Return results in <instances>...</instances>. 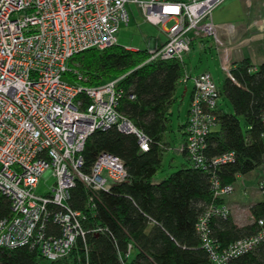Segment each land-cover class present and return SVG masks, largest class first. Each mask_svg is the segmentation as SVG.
Segmentation results:
<instances>
[{
    "label": "built area",
    "instance_id": "obj_1",
    "mask_svg": "<svg viewBox=\"0 0 264 264\" xmlns=\"http://www.w3.org/2000/svg\"><path fill=\"white\" fill-rule=\"evenodd\" d=\"M223 1L0 0V194L10 202L9 216L0 219V247L28 246L47 260H56L70 251L77 238H84V215L69 205L76 182L87 189L92 202L98 191L127 179L121 159L106 152L96 156L88 172L82 170L80 153L94 130L113 127L133 135L140 151L149 148L150 138L115 108L123 75L99 85L84 84L86 77L69 65L71 57L115 45L119 26L129 21L126 4L130 3L146 22L159 27L170 23L161 27L165 41L146 50V62L181 60L194 36L218 41L212 12ZM222 68L228 76L231 64ZM67 73L76 81L62 80ZM190 78L192 96L178 150L192 167L210 174L213 198L222 199L233 187L221 184L211 172L231 162L233 153L204 154L207 136L216 126L218 88L208 72L185 74L182 81ZM81 94L90 101L83 108ZM43 176H52L54 183L50 193L38 195L34 188ZM228 213L225 204L210 205L195 226L212 264H230L264 240L262 228L226 247L214 243L209 218ZM258 224L263 226V221ZM132 249L127 243L123 256L127 258ZM123 256H119L122 263Z\"/></svg>",
    "mask_w": 264,
    "mask_h": 264
},
{
    "label": "trees",
    "instance_id": "obj_2",
    "mask_svg": "<svg viewBox=\"0 0 264 264\" xmlns=\"http://www.w3.org/2000/svg\"><path fill=\"white\" fill-rule=\"evenodd\" d=\"M147 57L145 49L129 50L117 44L71 57L69 65L77 64V71L86 74L84 84L99 85L123 75L115 108L150 138L149 148L140 151L133 135L113 127L94 130L80 153L82 170L88 172L96 156L106 152L121 159L127 179L113 183L108 191H98L92 202L87 189L76 182L69 205L84 215L81 221L85 235L75 240L65 256L47 260L36 248L0 247V264H212L195 228L210 205L223 204L221 198H213L210 174L192 167L186 154L181 153L188 166L154 179L167 147L164 136L168 116L177 85L185 75V63L182 59L146 62ZM66 76L76 81L72 73ZM219 98L227 100L231 111H224L217 101L216 126L207 136L204 154L214 157L233 153L231 162L211 173L221 184L234 187L239 176L250 174L263 163L264 62L256 68L248 59L233 62L218 88ZM78 99L81 108L90 103L84 94ZM185 122L178 126L182 138ZM260 185L264 192V184ZM249 213L252 222L242 226L235 225L230 211L227 216L211 214L208 231L213 242L226 247L264 228V200L252 204ZM9 214L10 202L0 194V219ZM95 227L100 231H91ZM130 242L132 255L125 258ZM230 264H264V240Z\"/></svg>",
    "mask_w": 264,
    "mask_h": 264
},
{
    "label": "rangeland",
    "instance_id": "obj_3",
    "mask_svg": "<svg viewBox=\"0 0 264 264\" xmlns=\"http://www.w3.org/2000/svg\"><path fill=\"white\" fill-rule=\"evenodd\" d=\"M126 8L129 13V21L127 24L120 25L115 34L116 44L118 46L124 48L146 50L150 44V41L152 40H156L157 43L165 41V34L161 31V27L163 26L159 27L146 22L143 19L140 11L134 4H126ZM169 25L170 23L168 22L164 25L163 28H167L169 27ZM203 42L207 45L205 50L200 49V42L194 40L191 51L188 53L186 52L183 55L186 72L192 77L194 76V74L200 71L208 70L216 87L220 88L225 74L220 69L218 60L215 59L214 52L210 46L209 38L204 39ZM70 67L72 69L75 68L76 70H79L77 64H70ZM81 74L86 77L85 73L81 72ZM62 80L69 82L66 75L62 76ZM102 83L103 82H101V84ZM184 86L186 87V90L183 94ZM191 89V78L188 79L185 84H183V82H179L177 85L175 92V101L170 108L167 130L164 136L167 147L164 151H162V161L159 170L154 176L155 180H160L170 173L184 166H188V162L184 159L181 152L178 150L179 144L183 142L181 129H179L178 126L182 125L187 119L188 102ZM218 105L226 112L231 111L229 103L224 98L218 99ZM241 125L244 126L242 121ZM241 181V178L238 179L233 192L231 194L223 196V198L226 200L228 199V197L235 200L241 199V201L249 200V194L247 192L244 193V188ZM53 183L54 178L52 176H43L39 179L37 186L34 188V192L38 195H46L48 192H50V188ZM251 184L252 182H250V184H245V187H251ZM252 187H255L254 184H252Z\"/></svg>",
    "mask_w": 264,
    "mask_h": 264
},
{
    "label": "crops",
    "instance_id": "obj_4",
    "mask_svg": "<svg viewBox=\"0 0 264 264\" xmlns=\"http://www.w3.org/2000/svg\"><path fill=\"white\" fill-rule=\"evenodd\" d=\"M212 22L217 27L218 41L212 37L198 35L193 37L191 47L193 41L196 40L200 42L199 48L205 50L207 45L203 40L209 38L215 59L218 60L219 67L223 72V66L242 59H248L253 68L264 62V0H224L213 10ZM163 42L157 43L156 40H152L148 48H154ZM191 47L188 52L191 51ZM184 71L187 76L191 77L186 72L185 67ZM202 72L210 73L208 70H203L194 76ZM179 82L183 81L180 80ZM185 83L183 82V84ZM185 90L186 87L184 86L183 94ZM240 178L244 193L249 194V200L241 201V199L235 200L230 197L226 200L222 198L223 204L229 207L230 217L237 226L252 222L253 218L249 213V207L264 200V192L259 189L260 184H264V155L263 163L258 169L250 174L239 176L237 180ZM236 182L233 184V189H235ZM250 182L255 187H252V184L251 187H245V184H250Z\"/></svg>",
    "mask_w": 264,
    "mask_h": 264
}]
</instances>
